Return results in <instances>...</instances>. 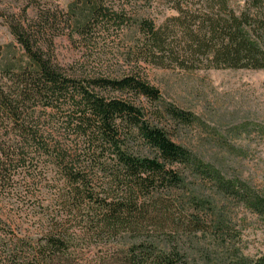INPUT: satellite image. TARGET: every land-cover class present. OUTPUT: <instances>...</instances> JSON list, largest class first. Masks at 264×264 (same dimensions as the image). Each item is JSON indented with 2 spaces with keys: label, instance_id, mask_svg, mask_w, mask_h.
<instances>
[{
  "label": "trees",
  "instance_id": "1",
  "mask_svg": "<svg viewBox=\"0 0 264 264\" xmlns=\"http://www.w3.org/2000/svg\"><path fill=\"white\" fill-rule=\"evenodd\" d=\"M102 2L74 0L63 13L83 33L99 19L123 21L121 12ZM231 2L172 0L173 12L159 23L150 17L136 21L138 35L128 46L129 56L185 69L264 68V0H241L239 9ZM77 3L87 8L83 18ZM27 4L37 6L35 16L26 25L10 23L22 57L4 67L0 77V183L10 180L19 164L31 162L29 180L44 178L52 208L37 214L50 220L42 239L11 264H62L77 230L138 235L169 223L175 219L169 194L183 180L177 163L224 187L234 186L175 141L171 123L156 121L157 86L133 72L78 76L64 70L53 53V34L47 32L55 16L37 0ZM164 109L174 120L190 117L171 104ZM239 190L247 194L245 204L264 216V194L244 186ZM123 255L124 264H186L179 250L144 240L129 244ZM221 264H264V249L254 256L233 253Z\"/></svg>",
  "mask_w": 264,
  "mask_h": 264
},
{
  "label": "rangeland",
  "instance_id": "2",
  "mask_svg": "<svg viewBox=\"0 0 264 264\" xmlns=\"http://www.w3.org/2000/svg\"><path fill=\"white\" fill-rule=\"evenodd\" d=\"M37 1L49 16H55L47 32L53 34V53L64 70L78 76L133 72L157 86L156 121L171 123L168 129L175 141L234 184L224 187L193 166L177 163L183 180L169 194L175 219L138 235L77 230L62 264H124L125 249L139 240L179 250L186 264H221L233 253L261 252L264 216L245 204L247 194L239 188L264 194V68L185 69L132 59L128 46L138 35L136 21L150 17L159 23L164 14L173 12L172 0H103V7L125 18L121 22L99 19L83 29L86 33L69 24L63 13L74 0ZM231 3L236 9L242 5L241 0ZM77 4V15L83 18L87 8ZM55 7L60 10L56 15ZM36 11L37 6L27 0H0V77L2 69L14 66L23 54L10 30L11 21L26 25ZM141 104L147 108L148 103ZM168 104L190 117L172 119L164 109ZM30 167L31 162L19 164L11 179L0 183V264L26 257L42 239V229L50 226V220L37 217L52 208L46 198L50 186L44 178L29 180Z\"/></svg>",
  "mask_w": 264,
  "mask_h": 264
}]
</instances>
